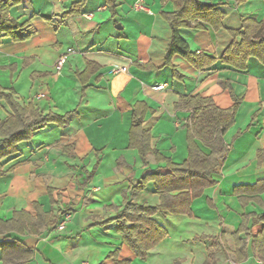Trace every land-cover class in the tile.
I'll return each instance as SVG.
<instances>
[{"label":"crops","instance_id":"crops-1","mask_svg":"<svg viewBox=\"0 0 264 264\" xmlns=\"http://www.w3.org/2000/svg\"><path fill=\"white\" fill-rule=\"evenodd\" d=\"M78 1L18 0L9 14L28 36L0 38L1 93L11 92L20 105L44 114L74 111L67 125L47 123L2 160L11 169L0 176V219L20 210L35 216L34 204L58 217L56 225L41 226L36 234H13L33 250L24 264H115L110 253L127 264H264L251 245L262 225H251L250 218L245 258L236 262L234 255L242 216L264 211L252 199L243 204L235 192L264 180V61L249 56L244 69L219 61L232 42L229 31L239 29L242 18L264 19V0H199L217 4L223 13L218 28L202 23L178 29L190 51L216 58L203 70L178 54L165 63L172 30L163 13L175 10L171 0H143L151 13L135 10L137 0H113V6L85 0L79 13L67 14ZM60 55L66 60L58 71ZM114 65L127 69L112 73ZM88 68L82 83L77 73ZM160 83L164 88L154 90ZM194 95L211 98L220 109L238 102L223 134L230 149L212 173L215 184L192 200L191 216L154 215L167 235L141 259L122 240L113 218L127 200L157 205L152 180L137 192L131 186L153 171L169 170L152 152L142 158L129 146L132 111L137 102L147 106L142 127L150 134V148L181 163L187 157L189 112L176 104ZM9 113L0 96V119ZM257 195L264 203V191ZM1 257L0 251L3 264Z\"/></svg>","mask_w":264,"mask_h":264},{"label":"trees","instance_id":"trees-1","mask_svg":"<svg viewBox=\"0 0 264 264\" xmlns=\"http://www.w3.org/2000/svg\"><path fill=\"white\" fill-rule=\"evenodd\" d=\"M106 1L113 6V0ZM171 1L175 10L171 13H163L172 30L171 41L166 48L165 63L170 64L171 57L178 54L199 70L210 67L216 58L202 52L190 51L187 43L179 36L178 29L181 27L201 28L202 23L218 28L221 25L223 13L217 4L204 3L199 0ZM17 3L18 0H0V38L7 37L13 41H20L28 36L23 32L22 26L17 20L9 14L10 8ZM84 3L85 0L73 3L67 14L79 13ZM229 32L232 42L219 57L221 63L237 69H244L249 56H255L264 61V19L256 21L250 17L242 18L240 28ZM91 71L88 68L77 73L82 83H85ZM173 75L179 76L174 68ZM0 96L10 109V113L0 119L1 176L11 169H4L2 160L17 153L18 142L30 139L37 129L47 123H56L61 127L67 125L74 111L63 115L52 112L44 114L31 104L20 105L13 98L11 92H0ZM176 106L185 108L189 112L186 122L187 157L181 163H173L150 148V134L142 127L147 106L143 102H137L132 111L129 146L137 148L142 158L152 152L156 160L166 162L169 170L164 174L153 171L141 177L135 185L131 186V191L137 192L152 180L159 196L157 205L150 206L147 203L138 204L127 200L124 202L122 212L113 218L117 221L116 229L122 240L135 253L136 257L141 259H144L149 250L167 235V230L154 219V215L156 213L163 215L171 213L191 216L192 200L200 196L204 188L215 184L212 173L230 149V146L223 140V134L234 121L237 101L230 108L220 109L215 106L211 98L194 95L180 97ZM197 140L209 149V153H204L199 148ZM262 155L260 154V156ZM262 191H264V180L235 190L243 204L252 199L264 208V203L257 195ZM242 193L251 197H242ZM34 206L36 207L35 216L28 211L20 210L15 211L12 218L8 220L0 219V251L3 264H24L33 255V250L13 234H36L41 226L52 227L57 224V216L43 211L38 204H34ZM248 218L251 219V225H262V228L252 236L251 245L252 249L264 259L263 211L261 214L250 213L242 216V223L234 234L236 262L243 261L245 258L249 233V229L246 227ZM241 232H244V237H239ZM108 257H113L115 264L128 263L127 261H117L115 254L112 253L108 254Z\"/></svg>","mask_w":264,"mask_h":264},{"label":"built area","instance_id":"built-area-1","mask_svg":"<svg viewBox=\"0 0 264 264\" xmlns=\"http://www.w3.org/2000/svg\"><path fill=\"white\" fill-rule=\"evenodd\" d=\"M133 8L135 10H141V11H145V12H148V13H151L152 12L150 10L149 6L146 5L143 0H137V1H135L134 4H133ZM65 60H66V55H60L58 57V59L56 61V64H55V66H56V68H57L58 71L61 69V67L64 64ZM126 69H127L126 66H117V65H114V66L111 67L110 72H112V73L113 72L114 73L115 72H124V71H126ZM163 88H164V84H162V83L153 86V89L154 90H161ZM41 95L42 94H39L38 96H41ZM57 227L59 229H62L64 227V224L60 222L57 225Z\"/></svg>","mask_w":264,"mask_h":264}]
</instances>
